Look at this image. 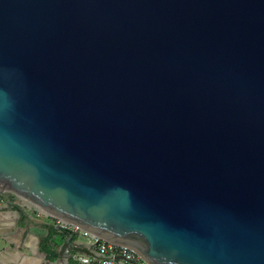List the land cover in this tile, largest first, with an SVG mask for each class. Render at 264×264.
<instances>
[{
	"label": "water",
	"instance_id": "1",
	"mask_svg": "<svg viewBox=\"0 0 264 264\" xmlns=\"http://www.w3.org/2000/svg\"><path fill=\"white\" fill-rule=\"evenodd\" d=\"M6 194L147 264H264V0H0Z\"/></svg>",
	"mask_w": 264,
	"mask_h": 264
},
{
	"label": "crops",
	"instance_id": "2",
	"mask_svg": "<svg viewBox=\"0 0 264 264\" xmlns=\"http://www.w3.org/2000/svg\"><path fill=\"white\" fill-rule=\"evenodd\" d=\"M13 201L11 207L5 208L4 203L0 202V246L7 245L6 243H13L17 250L16 252L7 251L8 246H4L5 250L0 254V264H9L15 261L16 264H40L44 261V264H51L57 258V252L60 244L63 243L68 234L63 232L61 228L57 227L51 218L48 222H42L39 220L38 214L29 213L24 210H19L18 203ZM47 218V217H46ZM52 227L56 229L52 235V240L49 242L51 250L56 252V256L49 258L44 251L41 250V241L47 236L48 231ZM72 240H82L78 235L72 234ZM61 237V243L56 247H52L53 238ZM24 246L29 250L30 254H25L24 251H19L18 248ZM80 264V263H79ZM128 264V263H127Z\"/></svg>",
	"mask_w": 264,
	"mask_h": 264
},
{
	"label": "built area",
	"instance_id": "3",
	"mask_svg": "<svg viewBox=\"0 0 264 264\" xmlns=\"http://www.w3.org/2000/svg\"><path fill=\"white\" fill-rule=\"evenodd\" d=\"M43 215L51 218L57 227L71 234L78 235L82 240L76 239L77 241L91 247L95 254L104 258L96 259L74 252L71 254V259L75 264H147L136 251L129 247L108 242L93 233L51 214L44 213Z\"/></svg>",
	"mask_w": 264,
	"mask_h": 264
},
{
	"label": "rangeland",
	"instance_id": "4",
	"mask_svg": "<svg viewBox=\"0 0 264 264\" xmlns=\"http://www.w3.org/2000/svg\"><path fill=\"white\" fill-rule=\"evenodd\" d=\"M14 200H15V202H17L18 203V208H19V210H21L22 212H24V210L25 211H27V212H29V213H34V214H38V216H39V220H41L42 222H48V220H50L49 219V217H45L43 214L45 213V212H43V211H41L39 208H37V207H35V206H33V205H31V204H29V203H27V202H25V201H23L22 199H20V198H18V197H15L14 198ZM53 221V220H52ZM61 241H62V239H61V237H54L53 238V241H52V247H56L57 246V244H59V243H61ZM7 245H1L0 246V254L5 250L4 248V246H8L7 247V251H9V252H13V253H15L16 251L15 250H17V248L15 247V245H13V243H6ZM62 244V243H61ZM60 244V245H61ZM56 245V246H55ZM59 246V245H58ZM58 246H57V248H58ZM18 250L19 251H24V253L25 254H30L29 253V250L28 249H26L23 245L20 247V248H18ZM1 257V256H0ZM55 260H57V259H55ZM51 261V264H60V262H57V261ZM9 264H16L15 263V261L13 262V263H9ZM40 264H44V261L42 262V263H40Z\"/></svg>",
	"mask_w": 264,
	"mask_h": 264
},
{
	"label": "trees",
	"instance_id": "5",
	"mask_svg": "<svg viewBox=\"0 0 264 264\" xmlns=\"http://www.w3.org/2000/svg\"><path fill=\"white\" fill-rule=\"evenodd\" d=\"M9 199L13 200L14 196L10 195ZM55 231L56 229H53L52 227H50L47 236L42 239L41 244H40L41 250L44 251L45 254L49 256V258H53L56 256V252L51 250V248L49 247V242L52 240V235L55 233ZM62 231L67 233V231L64 229H62Z\"/></svg>",
	"mask_w": 264,
	"mask_h": 264
},
{
	"label": "flooded vegetation",
	"instance_id": "6",
	"mask_svg": "<svg viewBox=\"0 0 264 264\" xmlns=\"http://www.w3.org/2000/svg\"><path fill=\"white\" fill-rule=\"evenodd\" d=\"M5 197H6V199H9L10 196L6 194ZM9 200H10V199H9Z\"/></svg>",
	"mask_w": 264,
	"mask_h": 264
},
{
	"label": "bare ground",
	"instance_id": "7",
	"mask_svg": "<svg viewBox=\"0 0 264 264\" xmlns=\"http://www.w3.org/2000/svg\"><path fill=\"white\" fill-rule=\"evenodd\" d=\"M43 211V210H42ZM43 212H45V211H43ZM61 264H65L64 262H62Z\"/></svg>",
	"mask_w": 264,
	"mask_h": 264
}]
</instances>
